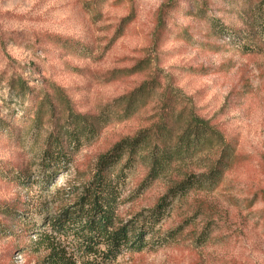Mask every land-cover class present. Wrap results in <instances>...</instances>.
Instances as JSON below:
<instances>
[{
    "label": "rangeland",
    "instance_id": "obj_1",
    "mask_svg": "<svg viewBox=\"0 0 264 264\" xmlns=\"http://www.w3.org/2000/svg\"><path fill=\"white\" fill-rule=\"evenodd\" d=\"M170 1L179 6L171 10L166 5ZM207 3L208 16L229 25L241 24L222 0ZM196 4L197 0H0V202L27 210L39 225L58 216L63 207L73 205L99 154L121 138L134 136L155 112L151 104L142 116L110 125L72 165L45 169L42 154L54 127L47 121L39 134H34L30 97L11 88L12 77L47 93L49 104L61 116L67 113L66 107L97 114L148 79L150 68L134 75L120 71L148 55L154 67L162 70L163 80L180 88L200 115L237 139L241 156L223 193L251 196L257 187L264 188V50L245 53L217 35L209 21L188 11H196ZM132 12V22L123 21ZM183 30L188 33L182 35ZM60 37L88 45L91 55L77 56ZM201 67L208 68V73L194 71ZM19 170L26 171L28 182L12 181ZM145 175L146 168L140 164L129 172L126 196L138 194ZM163 192V182L153 184L121 207V217L133 218L153 206ZM263 207L259 197L254 208ZM245 215L240 219L233 210L228 223L223 227L220 222L205 247L194 245L186 235L169 234L181 222L180 216L174 215L160 233L166 238L161 246L125 252L108 264H264V225L258 213ZM0 221L10 227L16 223L15 229L21 226L11 214L0 213ZM203 226L197 220L184 232ZM31 237L33 234L19 239L0 235V264H36L39 253L25 254L17 249L29 244ZM56 240L72 253L75 244H80L71 235H57ZM17 254L20 260H16ZM77 259V264H90L93 256Z\"/></svg>",
    "mask_w": 264,
    "mask_h": 264
},
{
    "label": "trees",
    "instance_id": "obj_2",
    "mask_svg": "<svg viewBox=\"0 0 264 264\" xmlns=\"http://www.w3.org/2000/svg\"><path fill=\"white\" fill-rule=\"evenodd\" d=\"M207 1L197 0L193 6L196 11H188L209 21L217 35L226 37L243 52L255 54L264 50V0H222L238 16L241 23L238 26L226 24L214 15L208 16ZM166 5L171 10L179 6L173 1ZM134 17L132 12L123 21L130 23ZM187 33L182 31V35ZM184 38L190 41L189 37ZM58 39L77 56L85 58L92 53L89 46L80 41ZM148 68L151 69L148 79L97 114L66 107L67 113L61 116L56 113L55 106L49 104L47 93L42 94L24 79H10L14 91L30 97L34 134L38 135L47 121L54 127L47 135L42 154L41 165L45 169L72 165L77 155L96 143L110 125L142 116L151 104L155 111L147 125L134 136L121 138L99 154L91 176L73 205L63 207L58 216L46 218L39 225L27 210L0 202V213L11 214L21 225L15 229L16 223L10 227L0 221V235L19 239L33 234L29 244L17 249L25 254L39 253L36 264H77V256H93L90 264H108L125 252L153 249L166 239L160 233L174 215L180 216L181 222L169 234L186 235L194 245L201 247L209 245L206 243L213 239L220 222L224 227L233 210L238 212V217L244 213L245 216L258 213L264 225V207L254 208L259 197L264 201V188L257 187L251 196L222 191L241 156L237 139L230 137L218 123L200 115L180 88L163 80L162 70L154 67L151 56L120 71L134 75ZM194 71L207 74L208 68ZM47 103L51 106L49 112ZM138 164L146 168L138 194H145L158 182L164 183V192L153 206L126 220L121 217L120 209L138 196L125 195L126 180ZM28 178L25 170H19L11 179L24 184ZM221 195H225L224 200ZM197 220L202 221L203 228L185 233L184 230L194 227ZM57 235H71L78 240L80 244H75V252L58 243Z\"/></svg>",
    "mask_w": 264,
    "mask_h": 264
},
{
    "label": "built area",
    "instance_id": "obj_3",
    "mask_svg": "<svg viewBox=\"0 0 264 264\" xmlns=\"http://www.w3.org/2000/svg\"><path fill=\"white\" fill-rule=\"evenodd\" d=\"M15 257H16V260H20L21 259V255L20 254H17Z\"/></svg>",
    "mask_w": 264,
    "mask_h": 264
}]
</instances>
